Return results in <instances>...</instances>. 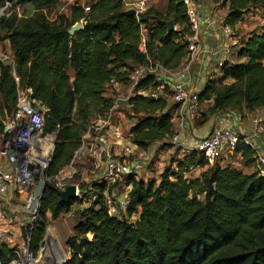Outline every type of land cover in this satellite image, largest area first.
Returning <instances> with one entry per match:
<instances>
[{"label": "trees", "instance_id": "16d2710c", "mask_svg": "<svg viewBox=\"0 0 264 264\" xmlns=\"http://www.w3.org/2000/svg\"><path fill=\"white\" fill-rule=\"evenodd\" d=\"M58 1L16 0L29 3L32 16L0 19V41H9L18 78L16 82L11 69L1 67L0 135L3 121L15 109L17 86L29 89L30 99L46 108L44 132L55 136L46 178L68 168L83 135L112 109L114 99L106 95L107 87L129 83L130 70L149 62L177 70L186 57L185 37L190 34L182 0H168L164 13L149 8L137 17L127 14L122 0H86L83 7L72 5L69 17L52 20L46 12ZM215 1L227 7L224 24L232 28L249 5L264 3ZM164 21H172L178 30L168 32ZM80 22L82 29L69 35L68 29ZM142 30L144 52L139 51ZM236 59L222 63L218 81H208L199 92L200 103L212 101L199 126L218 112L264 108V26L240 43ZM227 79L233 82L224 83ZM149 86H155L152 77L138 82L135 89ZM126 104L135 118L128 135L138 148L149 150L172 136V107L167 100L135 95ZM235 152L246 166L254 164L255 152L248 145L239 143ZM189 167L206 169L190 180ZM126 184L130 203L120 218L108 214L105 185H98L91 209L65 241L69 255L63 264H264V179L255 172L244 174L216 162L209 166L203 156L191 153L177 162L176 171L163 172L158 183L128 177ZM76 203L82 201L62 202L47 184L40 220L29 230L34 254L45 235L46 214L57 217ZM13 256L12 249L0 247V264Z\"/></svg>", "mask_w": 264, "mask_h": 264}, {"label": "built area", "instance_id": "2783aa9c", "mask_svg": "<svg viewBox=\"0 0 264 264\" xmlns=\"http://www.w3.org/2000/svg\"><path fill=\"white\" fill-rule=\"evenodd\" d=\"M122 2L126 10L130 8L136 10V17L144 10L145 0H122ZM182 3L190 30V34L185 37L187 54L182 64L174 71L167 70L157 62H149L134 67L128 74V81L131 85L130 92H133V96L139 95L153 99L161 97L169 101V104L177 105L180 108L181 117L176 121L174 134L171 138H168L173 148H179L185 155L191 153L201 155L209 164H212L218 159L240 154L235 152V148L239 143H243L255 152L253 164L255 173L264 179V154L259 152L250 137L244 134L217 125L213 126L208 134L193 146L186 145L181 139L184 119L193 120L198 114L200 91L192 86L191 71L200 42V24L206 21V19L203 20L195 0H182ZM28 5L31 9L32 6L29 3L21 5L16 3V0H1L0 19L14 15L18 18L30 17V13H20V9H28ZM88 10V7H84L85 12ZM233 29L224 24L223 31L227 37L224 54L227 58L234 56L240 47L233 35ZM145 40L146 35L142 30L139 45L140 52H144ZM15 65L16 61L8 39L1 40L0 70L2 66L9 67L14 80L18 82L15 75ZM148 77H152L155 86L136 91L137 83ZM167 77L171 79L169 83L165 82ZM114 85L118 86V84ZM29 92V89L17 86L15 109L3 121L4 128L3 133L0 135V150L5 155L7 167L5 169L0 168V197L16 190L25 192L33 187L37 177L44 174L53 152L55 136L52 133L44 132V110L30 99ZM114 108L113 105L106 117L95 122L89 131L83 135L79 150L85 148L81 158L83 161L90 162L92 170L102 168V172L98 177H101L102 180L99 182H102L106 188L103 193L105 207L110 216L120 218L126 216L127 207L130 203L128 198L130 186L126 184L121 195L112 193L113 186L119 182H126L128 177L137 180L138 161H148L149 154L148 150H141L131 139L121 148L119 153H113L112 148L115 147L116 143L114 145V142L117 141V138L114 137V133H110L108 130L111 128L110 121L113 119ZM183 113L184 115H182ZM173 120L174 118L171 120L172 123L175 122ZM253 124L256 131L264 134V110L256 114L253 118ZM10 150L13 151L12 155H8ZM130 157H133V159L130 160ZM73 161L74 159L67 168L68 173H60L53 178L45 177L46 182L57 191H63L70 185L75 186L74 199L84 202L85 193L81 189V185L73 179L75 174ZM197 168L199 167H189L187 173L189 174ZM108 189H110V192ZM31 198L32 195H26L24 198L22 208L24 217L21 218L19 227L0 223V247L6 246L12 249L14 255L6 264H38L37 253L34 254L29 246V230L40 220L39 209L35 211L28 209ZM2 217L3 214L0 212V219Z\"/></svg>", "mask_w": 264, "mask_h": 264}, {"label": "rangeland", "instance_id": "374dc122", "mask_svg": "<svg viewBox=\"0 0 264 264\" xmlns=\"http://www.w3.org/2000/svg\"><path fill=\"white\" fill-rule=\"evenodd\" d=\"M167 1L168 0H145L143 12L149 8H154L160 13H164L167 8ZM78 2L86 3V0H59L57 6L51 9V11H47L46 13L51 19H56L60 15L69 17L70 7ZM222 6L223 5L221 4V7ZM224 11H227V9L225 8ZM33 12V7L30 9L29 5L28 9H20V13H30V16L33 14ZM85 13H88V11H86ZM80 23L82 24V22ZM262 26H264V3L260 5H249L248 9L244 12L241 20L233 29V35L238 41L237 45H240V43H242L248 36H250V34L260 32ZM177 30L178 28L176 27V31ZM234 56L236 57V53L234 54ZM218 79L214 81L217 82ZM130 88L131 85L129 83L118 86L112 84L111 86H108L106 90V95L112 97L115 102L113 119L110 121L111 128L108 130L110 133H114V137L117 138V143L115 147L112 148V151L115 154L119 153L121 148L125 144L130 142L128 132L131 124L135 122L132 111L126 104L127 100L133 97V92H130ZM98 120H96L95 122H97ZM175 124L176 122L172 123L173 134L175 132ZM148 154V161H138L139 167L137 180H141L144 183H158L163 172L169 171V173H171V171H176L177 162L181 161L184 156H186L182 151H180L179 148H173L168 139L163 142L153 144L149 148ZM131 159H133V157H130V160ZM215 162L219 165L230 164L233 167L235 166L234 163L238 162V159H236V156L232 155L230 157L228 156V158L218 159ZM215 162H213L212 164H214ZM73 163V168L75 170L73 179L75 182L81 185V189L85 193L84 202H82L81 204H74L68 212L61 213L57 217H52L51 213L46 214L45 235L43 238V243L41 241L36 255L38 264H61L55 259V247L60 249L61 253H63V255L65 256V260L68 259L69 254L65 246V241L69 237L73 236V228L86 217V213L89 208L91 209L93 202L96 200L98 195V185H103L102 182H99L102 180L101 177H97V174L94 170L90 169V174L85 173L84 170L88 166V163H86V161L84 162L83 160H78L77 162V160H75ZM212 164H209V166H211ZM205 169L206 168L199 167L197 169H194V171L189 174L186 173V176L188 177L187 179L191 180L199 176ZM65 173H68V169L64 170L61 174ZM38 180L39 176L37 177V181L34 186L31 187L28 191L23 192L16 190L13 193L10 192L0 197V212H2L3 214V217L0 219V223H7L14 225L15 227H19L20 220L24 217L22 215L24 198L26 195H32V191L35 188ZM125 185L126 182H119L113 187L116 190L124 191ZM199 197L203 202V194L199 195ZM46 238L53 241L51 248L49 246L48 250H45L44 241L46 240ZM49 249H51V252H49Z\"/></svg>", "mask_w": 264, "mask_h": 264}, {"label": "crops", "instance_id": "0c3cea01", "mask_svg": "<svg viewBox=\"0 0 264 264\" xmlns=\"http://www.w3.org/2000/svg\"><path fill=\"white\" fill-rule=\"evenodd\" d=\"M198 6V10L203 18L206 21L200 24L199 37L200 42L197 47V53L195 60L192 64L191 71V83L192 86L199 91H201L205 84L208 81L217 80L221 77L220 66L225 61H229L231 63H235L238 60L235 56L227 58L224 54V51L227 46V37L224 34V21L227 11L224 9L227 7H221V1L217 2L215 0H195ZM77 5L85 6L84 2H78ZM54 20V19H52ZM243 62V60H241ZM171 79L167 77L165 79L166 83H169ZM232 79H227L226 84L232 83ZM212 104L211 100L203 101L199 103L198 114L195 119L188 120L184 119V127L181 132V138L184 143L189 146H193L196 142H198L201 138L205 137L208 132L211 130L213 126L221 125L224 127L231 128L241 134H244L254 142L257 146L259 152L264 154V134L255 130V126L253 124V118L256 114L262 110L257 109L249 112H218L216 114H212L207 116V121L202 125H198V122L202 120V113ZM172 107L171 117L174 118L173 121H178L179 117H181V110L177 105L170 104ZM45 111L46 108L43 107ZM184 115V113L182 114ZM116 141V139H115ZM117 142H114V145ZM85 152V148L78 150L74 155V161L82 160V155ZM236 159H238L237 163H234V168L242 171L244 174H250L255 172V168L253 164L250 166H246L244 161L241 159V155L237 154ZM73 161V162H74ZM88 163L87 168L84 170L85 173L90 174L91 164L87 160L84 162ZM83 163V162H81ZM79 163V164H81ZM232 166V165H231ZM7 167L5 161V155L0 150V168L5 169ZM139 167V163H138ZM97 174V177L101 174L102 168L98 170H94ZM92 172V171H91ZM123 190V189H122ZM112 193H116L121 195L123 191H119L116 189H112ZM45 250H48L49 246L51 248L53 241L51 239L46 238L44 241ZM56 248L55 259L62 263L65 260V256L61 253L60 249ZM51 252V249H49ZM51 261V260H50ZM44 264V263H43Z\"/></svg>", "mask_w": 264, "mask_h": 264}, {"label": "water", "instance_id": "95a60500", "mask_svg": "<svg viewBox=\"0 0 264 264\" xmlns=\"http://www.w3.org/2000/svg\"><path fill=\"white\" fill-rule=\"evenodd\" d=\"M126 12L129 16L136 17V10L134 8H130ZM163 24L165 25L168 32L175 31V26L172 21H164ZM81 29H82V24L76 23L68 29L67 33L69 35H73L74 33L80 31ZM12 154H13V151L10 150L8 152V155H12ZM46 187H47L46 178L44 174H42L40 175L39 180L35 188L32 191V198L28 205V209L30 211H35L40 208V201H41L42 194L44 190L46 189ZM74 193H75V186L73 185L66 187L65 190L63 191H57V194L62 202H67L71 199H74ZM42 243H43V240H42ZM65 261L66 260H64L61 264H63Z\"/></svg>", "mask_w": 264, "mask_h": 264}]
</instances>
